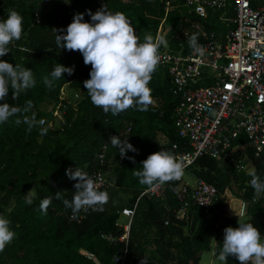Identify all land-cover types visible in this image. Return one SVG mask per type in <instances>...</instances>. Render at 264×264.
Wrapping results in <instances>:
<instances>
[{"label":"trees","instance_id":"trees-1","mask_svg":"<svg viewBox=\"0 0 264 264\" xmlns=\"http://www.w3.org/2000/svg\"><path fill=\"white\" fill-rule=\"evenodd\" d=\"M163 1L0 0V21L7 19L13 10L23 17L21 39L0 60L32 70L37 82L34 88L15 99L10 89L2 103L22 108L31 100L34 107L28 115L34 112L37 121L45 122L31 132L27 131L26 124L17 126L16 117L0 124V215L11 221V229L16 233V238L0 253V264H141L143 259L146 264H198L199 255L209 249L212 240L216 241L213 250L218 254L224 229L237 227L235 218L224 216L222 194L228 187L235 198L245 203V213L259 217L264 228V195L254 199L250 185L252 173L264 180V153L253 158L246 152L254 166L249 174L237 173L226 165L219 166L214 160L199 157L189 173L216 189L214 203L207 209L191 207L177 220L174 218L177 203L170 193L176 182H168L162 197L143 196L138 200L125 242L118 241L123 231L114 224L121 207L107 203L103 211L89 209L83 219L76 221L62 200L54 198L61 192L62 198L71 200L75 192L74 184L78 181L66 176L67 169L79 167L91 177L97 170L107 168L112 175L103 173L108 184L104 191L108 193L111 186L128 194L125 205L131 206L145 189L132 171L140 170L141 162L150 154L171 151L172 145L177 151L187 150L173 126L177 100L170 92L169 80L162 68L158 66L149 84L154 102L148 111L129 109L112 116L93 106L83 86L90 78L91 66L84 64L78 51L60 50L55 43L56 34H62L55 30L66 29L75 14L83 13V22H91L86 10L94 14L103 6L109 12L124 13L141 42L146 34L155 38L164 18L162 25L167 30L163 37L169 49H176L175 33L187 29L193 22L202 24L206 31L218 33L224 29L212 14L205 20L187 15L181 0H167L174 7L164 13ZM56 64L74 66L75 71L71 76L65 73L48 90L42 78ZM65 87L75 92L72 99L75 103L67 104L61 98ZM41 127L47 129L46 134L41 135ZM111 136L128 140L138 150V154L127 153L135 163L127 158L119 159V150L110 143ZM158 136L161 143L157 142ZM103 145L106 146L104 163L99 165L95 157ZM31 190L33 203L28 205L25 196ZM48 196H53V201L45 216L39 205ZM81 251L91 258L80 254ZM226 264L240 262L230 256Z\"/></svg>","mask_w":264,"mask_h":264},{"label":"built area","instance_id":"built-area-1","mask_svg":"<svg viewBox=\"0 0 264 264\" xmlns=\"http://www.w3.org/2000/svg\"><path fill=\"white\" fill-rule=\"evenodd\" d=\"M181 1L187 15L205 20L212 14L224 29L218 33L206 31L202 24L193 22L173 36L176 49L168 46L159 49V67L166 72L170 92L177 100L173 126L183 146H187V150L177 151L172 145L171 152L188 173L199 157H207L237 173L243 172L245 165L240 160L245 157L252 163L247 151L253 158L264 153V0ZM173 7L167 0L163 1L164 13ZM162 23L163 19L155 37L164 36ZM193 34L204 48L202 57L194 55L189 47ZM9 48H15V43ZM101 147L102 151L95 157L99 165L104 163L106 149L105 145ZM108 170L91 174L100 191L108 187L103 174ZM175 182L170 193L177 203L174 212L177 220H181L189 208L207 209L216 199V189L201 179H196L192 188L182 179ZM163 190L164 186L155 192L143 189L130 207L121 208L115 222V226L123 230L118 241H126L138 199L160 198ZM238 201L235 211L237 217H242L246 206L242 200ZM85 214L86 211H81L74 220L80 221ZM215 244L213 240V246Z\"/></svg>","mask_w":264,"mask_h":264},{"label":"clouds","instance_id":"clouds-1","mask_svg":"<svg viewBox=\"0 0 264 264\" xmlns=\"http://www.w3.org/2000/svg\"><path fill=\"white\" fill-rule=\"evenodd\" d=\"M86 12L91 22H83V13L75 14L66 29L55 30L62 33L56 34L55 43L60 50L78 51L83 56L84 64L91 66L90 78L83 82L91 103L112 116H118L129 109L148 111L154 102L149 84L161 60L159 49L161 46H168L167 40L163 36L154 38L151 34H146L141 42L131 25V20L122 12L107 11L105 6L94 14L91 10ZM161 29L164 30V27ZM65 32L66 34H63ZM22 33L23 17L14 10L10 11L7 19L0 21V57L10 52L9 45L19 41ZM188 44L194 55H204V48L198 43L195 34L190 37ZM74 71V66L56 64L51 73L42 78L43 84L48 90H52L55 82L63 78L65 73L71 76ZM36 83L32 70L0 60V124L16 117L14 123L17 126L26 124L27 131L31 132L34 127L45 123L43 120L37 121L34 112L31 116L28 115L34 107L31 100L26 101L22 108L2 103L8 97L10 89L15 99L21 93L34 88ZM46 132L47 129L41 127V135ZM109 139L111 145L119 150L121 158L135 163V159L128 157L127 153L131 151L138 154V150L128 140L122 141L118 136H111ZM132 173L138 178L139 184L145 186L146 191L155 192L168 182L181 180L185 170L171 151L161 150L150 154L141 162V169H134ZM65 174L70 180L78 181L74 184L75 192L71 200L62 198L61 192H57L54 198L62 200L64 207L71 210L73 217L89 209L93 212L104 210V206L109 202V194L98 190L96 182L86 172L77 167L74 170L67 169ZM250 185L254 190V199L264 195V180L256 173L251 174ZM31 192L32 190L25 196V203L28 205L33 203ZM224 193L222 197L228 199ZM232 199L240 200L235 197ZM52 201L53 196H48L40 202L42 215L48 214ZM119 211L116 220L119 218ZM15 238L16 233L11 229V221L0 215V253ZM79 253L91 258L82 251ZM230 256L240 264H264V238L252 223L238 221V227L224 229V239L217 259L226 264ZM141 264H146V261L143 259Z\"/></svg>","mask_w":264,"mask_h":264},{"label":"rangeland","instance_id":"rangeland-1","mask_svg":"<svg viewBox=\"0 0 264 264\" xmlns=\"http://www.w3.org/2000/svg\"><path fill=\"white\" fill-rule=\"evenodd\" d=\"M61 94L63 96L65 103H67V104L75 103L74 100H72V99H75L74 98L75 92H73V90L65 87V88H63V93L61 91ZM45 110H47V107L45 108ZM160 141H162V139L158 136L157 142L159 143ZM240 161H241L242 165H245L244 172L250 173L253 170L254 166L252 165V163L250 161L246 160L245 157L243 159H241ZM219 166H221V165H219ZM111 175H112L111 171L106 172V176L110 177ZM195 180L196 179L190 173L185 171V175L182 177V181L189 188L193 187ZM232 192L233 191L229 187L226 189H223L224 195H226L228 197V200L226 202L227 207L232 206L234 208V206L236 207L238 205H237V202L235 201L236 199H232V198H234V196L232 195L233 194ZM108 194H109V202L108 203L111 205H115L116 207H122L123 205H125L127 203V199L129 196L128 194L122 193L121 191H119L115 188H112L111 186L109 187ZM26 195H27V193H26ZM225 199H227V198H225ZM235 203H236V205H235ZM235 212H236L235 210H230L227 212L224 211V215L233 216L232 218H235L237 227H238V221L239 222H250V223H252L253 226L258 229L262 238H264V228L261 225V219L259 217L253 216V215H248L245 213V215L243 217L236 218L235 216H237V212L236 213ZM217 255L218 254H216L213 250V240H212L210 245H209V249L206 252H203L199 255L198 264H224V262H221L217 259Z\"/></svg>","mask_w":264,"mask_h":264},{"label":"crops","instance_id":"crops-1","mask_svg":"<svg viewBox=\"0 0 264 264\" xmlns=\"http://www.w3.org/2000/svg\"><path fill=\"white\" fill-rule=\"evenodd\" d=\"M162 19L164 20V18H162ZM158 27H159V25H158ZM161 27H163V25H161ZM157 30H158V28H157ZM157 30H156V34H157ZM166 30H167V27L164 28V31H166ZM235 201L237 202V205H238L239 201L238 200H235ZM235 205H236V203H235ZM230 210H235V206H234V208L232 206H228V207L226 206L225 212L230 211Z\"/></svg>","mask_w":264,"mask_h":264},{"label":"water","instance_id":"water-1","mask_svg":"<svg viewBox=\"0 0 264 264\" xmlns=\"http://www.w3.org/2000/svg\"><path fill=\"white\" fill-rule=\"evenodd\" d=\"M168 218H169V211H168V213H167L165 219L167 220Z\"/></svg>","mask_w":264,"mask_h":264},{"label":"bare ground","instance_id":"bare-ground-1","mask_svg":"<svg viewBox=\"0 0 264 264\" xmlns=\"http://www.w3.org/2000/svg\"><path fill=\"white\" fill-rule=\"evenodd\" d=\"M238 206H239V203H238Z\"/></svg>","mask_w":264,"mask_h":264}]
</instances>
